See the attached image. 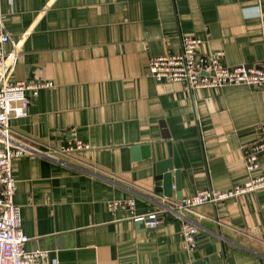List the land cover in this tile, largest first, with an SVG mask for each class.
<instances>
[{
    "label": "crops",
    "instance_id": "1",
    "mask_svg": "<svg viewBox=\"0 0 264 264\" xmlns=\"http://www.w3.org/2000/svg\"><path fill=\"white\" fill-rule=\"evenodd\" d=\"M21 50L10 80H52L27 91L28 116L13 117L18 141L40 149L76 140L73 156L15 159V202L22 208L27 251L47 250L48 264H264V188L204 204L188 217L199 227L185 246L182 216L162 211L152 193L156 173L179 163L171 197L243 183L250 146L264 139V87L230 83L189 88L155 80L152 56L222 50V62H264V0H1ZM28 31V33H26ZM1 146V144H0ZM255 173H264L258 158ZM162 192V191H161ZM135 213L160 211L147 228Z\"/></svg>",
    "mask_w": 264,
    "mask_h": 264
},
{
    "label": "built area",
    "instance_id": "2",
    "mask_svg": "<svg viewBox=\"0 0 264 264\" xmlns=\"http://www.w3.org/2000/svg\"><path fill=\"white\" fill-rule=\"evenodd\" d=\"M11 39L12 35L5 25L0 0V264H48L47 250L27 251L24 247L29 237L23 229L22 208L14 199L17 180L13 173V162L25 156H43L49 159L73 156L75 152L88 148V144L76 140L61 148L40 149L33 143L16 139L10 120L13 117L28 116L31 101L26 92L32 91L36 96L40 89L52 87L54 81L43 79L11 81L10 77L16 69L21 50L17 43L9 50L5 48ZM200 41V37L186 34L181 38L179 51L152 56L148 64L150 75L155 80L183 81L189 88L221 87L230 83L264 87V62L226 65L222 62V50L201 52L197 48ZM259 157L264 158V139L253 143L245 155L246 169L252 175L243 183L228 190L205 188L179 199L160 196L167 201L162 211L168 210L182 216L181 233L188 249L194 247L195 235L199 229L197 223L188 217V214L195 212V208L264 188V173H255L259 167ZM107 206L111 211L117 208L127 209L135 220L147 228L156 226L161 211L137 214L132 198L110 200Z\"/></svg>",
    "mask_w": 264,
    "mask_h": 264
},
{
    "label": "water",
    "instance_id": "3",
    "mask_svg": "<svg viewBox=\"0 0 264 264\" xmlns=\"http://www.w3.org/2000/svg\"><path fill=\"white\" fill-rule=\"evenodd\" d=\"M179 168V163L174 162L171 165H165L162 172H157L154 177L155 183L152 193L158 196L170 198L172 193L171 189L177 187L176 182L173 184L172 177L177 179Z\"/></svg>",
    "mask_w": 264,
    "mask_h": 264
}]
</instances>
